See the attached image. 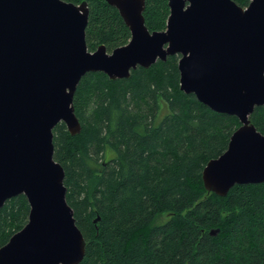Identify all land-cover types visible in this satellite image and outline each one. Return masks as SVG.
I'll use <instances>...</instances> for the list:
<instances>
[{"label": "water", "instance_id": "water-1", "mask_svg": "<svg viewBox=\"0 0 264 264\" xmlns=\"http://www.w3.org/2000/svg\"><path fill=\"white\" fill-rule=\"evenodd\" d=\"M131 31L109 51L90 50L87 0H0V209L24 194L28 222L0 246V264H79L87 241L67 199L65 168L55 159L54 128L82 124L74 106L81 78H126L180 55L181 89L241 125L227 149L208 161V193L264 182V133L251 120L264 105V0H169L163 30H150L146 0H107ZM216 234L218 229H212Z\"/></svg>", "mask_w": 264, "mask_h": 264}, {"label": "trees", "instance_id": "trees-1", "mask_svg": "<svg viewBox=\"0 0 264 264\" xmlns=\"http://www.w3.org/2000/svg\"><path fill=\"white\" fill-rule=\"evenodd\" d=\"M87 1L90 50L130 41L115 6ZM144 15L150 30L165 29L169 0H146ZM179 58L138 66L126 78L86 73L74 95L81 131L71 134L64 122L54 128V156L87 241L79 264H264V182L219 196L208 193L202 177L241 122L181 89ZM251 120L264 133V105ZM29 211L24 194L6 201L0 246L28 222ZM163 213L169 218L156 223Z\"/></svg>", "mask_w": 264, "mask_h": 264}, {"label": "rangeland", "instance_id": "rangeland-1", "mask_svg": "<svg viewBox=\"0 0 264 264\" xmlns=\"http://www.w3.org/2000/svg\"><path fill=\"white\" fill-rule=\"evenodd\" d=\"M168 218H169V214L163 213V214L158 216V218L156 219V223H162V222L166 221Z\"/></svg>", "mask_w": 264, "mask_h": 264}]
</instances>
